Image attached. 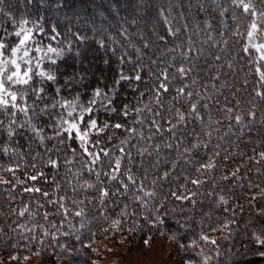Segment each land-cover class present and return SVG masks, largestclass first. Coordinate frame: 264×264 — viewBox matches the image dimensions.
Listing matches in <instances>:
<instances>
[{
  "label": "snow or ice",
  "instance_id": "6c2138e0",
  "mask_svg": "<svg viewBox=\"0 0 264 264\" xmlns=\"http://www.w3.org/2000/svg\"><path fill=\"white\" fill-rule=\"evenodd\" d=\"M206 3L207 0H200L195 5L197 13L207 11ZM213 3L220 17L229 11L218 0H213ZM188 4L186 8L185 0H81L74 6L73 0H24V9H31L28 16L35 19H22L12 32L0 29V135H6L13 144L27 138L44 149V154L36 152L31 156L32 163L27 166L31 171L25 169L21 179L18 173L22 165L17 160H24V154L10 148L7 143L0 147V154L12 161L7 166L0 163V171L11 176V180H0V185H10L9 191L22 186V192L33 194V200L36 199L35 194H39L55 210L54 214L63 218L59 227L52 224L55 232L45 229L39 236L34 234L35 228L18 225L21 230L33 233L22 237L26 241L27 252L44 259L53 254L50 249L56 246L64 248L59 244L57 233L68 235L61 233V229L69 216L80 217V227H85V212L80 207L85 201L75 198L79 191H98L102 207H107V202H118L112 197L131 194L147 213L144 220L151 230L163 226L169 212H175L177 207L181 212L186 204L196 208L199 201L195 197L201 194L200 189L207 182L197 177L214 178L239 159L252 162L260 174L264 150L257 152L253 148L250 153L231 150L234 146L239 149L245 143L243 137L246 131L251 132L249 125L255 121L256 112L249 110L242 115L233 107L226 106L227 97L223 102L219 99L223 95L221 89L226 85L219 82L220 68L236 46L239 48V60L245 61L250 68L254 67L258 74L259 88L254 95L264 101V0H231L233 26L228 27L222 19L220 24L225 30L214 36L213 24L204 21L200 31L205 39L199 47L191 36L179 44L174 43L181 40L186 31L192 30L186 15L191 11V0ZM12 7L10 3L0 4V16L5 15V9L10 13ZM15 7L19 8V0ZM236 9L242 10L240 15ZM9 19L16 23L11 16ZM161 29L163 33L153 40L152 35ZM144 33H147L146 37ZM157 40L165 46L169 42L174 43V47L168 49L171 59L168 56L159 60L145 59V50L157 46ZM91 44L107 55V59L101 58L102 65H119L110 84L104 81L103 73L95 85L89 78L95 74L87 70L84 54ZM128 49L136 54L135 59ZM238 62L229 60L227 63V69L237 76L244 71L243 65L237 68ZM145 68L150 74L148 80L143 76ZM122 85L131 90L135 102L129 101L125 95L123 100L127 102L120 103L118 107ZM141 85L145 90H141ZM242 87H248L247 79ZM214 111L222 113L224 118L213 122ZM101 113L105 116L103 120L100 119ZM114 116L122 117V120L111 122L110 118ZM225 122L227 131L213 144V132L219 134ZM206 128L212 130L205 131ZM189 137L191 141L185 144ZM113 140L117 143L112 144ZM47 141H55V144L48 147ZM162 148L178 152L184 165L194 169V174L184 176V183L169 187L167 192L163 191V183H173L171 173L165 170L149 181L151 173L145 167V158L153 157L156 159L152 167H159ZM200 150H204V157H200ZM54 154H62L65 165L78 163L79 170L73 173L68 168L65 177L59 181L55 174L49 177L43 169L60 168V161L53 158ZM175 168L173 163L172 169ZM240 170L237 166L220 179L239 183L240 187L248 181L249 189L256 187L249 176L237 175ZM86 177L93 178V182ZM41 183L55 185L51 192L54 199H48L50 193L38 186ZM188 183L192 185L191 189ZM61 192L65 194L60 195ZM214 194L206 193L208 196ZM250 201L255 203L257 197L251 196ZM69 202L72 209L67 206ZM169 203L174 204L171 209ZM218 204L228 205V200L220 195ZM29 207L24 206L18 215L24 217L29 213ZM38 207L43 208L45 204L40 203ZM223 211L234 210L225 207ZM48 217L49 213L45 211L43 219L48 220ZM191 219L187 217L183 223H177L181 228H188L191 227ZM233 223L221 224L219 217L211 215L200 221L197 225L198 240L191 241L189 247H200L201 243L205 246L198 253L203 258L202 264H210L213 259V255L206 254V249L216 257L225 255L221 241H232ZM111 226L120 231L121 220H112ZM138 227L134 221L127 231L134 233ZM110 230L104 228L101 234ZM216 232L223 235L218 239L212 238L210 234ZM91 236L94 238L97 233L92 232ZM76 239L84 248H91V243L84 244L79 235ZM151 239H145L144 245L147 246ZM171 239L175 241L176 236L173 234ZM250 239L255 247L243 255L236 253L233 264H251L253 259L264 264V235L253 233ZM178 247L185 248V245L180 243ZM9 257L12 260L30 258L13 253H9Z\"/></svg>",
  "mask_w": 264,
  "mask_h": 264
},
{
  "label": "trees",
  "instance_id": "16d2710c",
  "mask_svg": "<svg viewBox=\"0 0 264 264\" xmlns=\"http://www.w3.org/2000/svg\"><path fill=\"white\" fill-rule=\"evenodd\" d=\"M200 0H191V11L186 13L189 16L188 23L190 25L191 31H186L184 36L181 37V40L175 41V44H179L182 41L186 40L187 37L191 36L194 43L197 47L200 46L201 42L205 39L203 33L200 31L204 27V21H210L215 28L213 35L224 31L223 25L220 24V21L223 19L228 27H232L234 20L232 17V7L231 0H218V2L224 8H228L229 11L225 14L224 17H220L219 10L216 8V5L213 3V0H207L206 3V12L197 13L195 5L199 3ZM10 3L13 5L11 12H8V9H5V15L0 16V29H6L8 32L16 30L19 22L22 19L34 20L35 17L28 16V12L31 9H24V0H19V8L15 7L17 0H0V4ZM189 6L188 0H185V7ZM259 7V4L257 5ZM242 12L241 9H236L237 15H240ZM11 16L16 23H13ZM183 23V21H181ZM30 26V25H29ZM193 32L196 34L193 35ZM163 30H159L157 33L152 35V39L156 40L157 35L162 34ZM145 37L147 33L143 34ZM171 41V38H169ZM157 46H151L149 49H146L147 56L145 59H157L159 60L163 56H168L171 59V54L168 49L174 47V43L169 42L167 46L163 43L156 41ZM139 47L140 44L137 43ZM186 47V45H185ZM90 50L95 52L91 54ZM129 53L132 55V58L135 59L136 54L132 52L131 49H128ZM211 51V50H209ZM239 48L233 46L230 51L229 57L225 60L224 64L220 68L221 80L220 84L226 85V87L221 89L223 95L219 96V99L223 102L224 98L227 97L228 103L226 106L233 107L234 110L242 115H246L249 110H254L256 112V119L253 123L249 125L251 132L246 131L245 136L243 137L245 143H242L239 149H236L235 146L231 149L232 151H244L247 153L251 152V149L255 148L257 152L264 150V101H261L259 98L255 97L254 93L259 88V77L255 73L254 67L250 68L245 64V61L239 60ZM177 52V56H178ZM107 59L102 49H96L94 44L89 45L88 50L84 54V60L86 61V68L89 71L91 67L94 69L100 67L99 71L92 69L89 71L95 75L90 76V80L93 85L96 84L97 78L103 73V79L107 83H111L115 75V69L119 65L113 63L111 66H105L100 63L101 58ZM115 60V58H113ZM229 60L239 61L237 63V68L244 66V71L239 72L237 76L235 73L230 72L227 69V63ZM95 61H98L99 64L96 65ZM202 63V61H201ZM96 65V66H95ZM154 67V65H149ZM163 65H161L162 67ZM125 65V69H127ZM144 79L148 80L150 74L145 68ZM247 79L248 87L245 89L242 87L244 80ZM239 89V91H236ZM141 90H145L143 85H141ZM235 93V95H233ZM120 98L118 99L117 106L122 102H127L123 100V96H127L129 101L135 102L133 100V94L130 89L127 88V85H122L120 87ZM86 100L87 97H84ZM145 103L147 102V97L145 98ZM105 118L104 114L101 113L100 119ZM213 122L216 119H223V114L218 112L212 113ZM131 119V118H129ZM111 122H116L117 120H122V117L114 116L110 118ZM47 122L46 120L44 121ZM213 126L215 124L213 123ZM211 128H206L205 131H211ZM118 135H120L119 130ZM196 131L199 132V127L196 128ZM227 131V123H224V126L220 128L219 134L213 132L212 141L213 144L216 143L220 135H223ZM49 134H51L49 130ZM120 138H123V135H120ZM206 140L207 137L205 136ZM235 140V137H232ZM251 141L248 143V141ZM191 137L185 140V144H189ZM8 144L10 148H15L19 153H23L25 156L24 160H17L22 167L21 171L18 173L21 179H23V172L25 169L31 171L27 166L32 163L31 156L35 155L36 152L44 154L43 147H38L35 142H29L27 138L19 139L18 144H13L7 140L6 135H0V147L4 144ZM47 146L52 147L55 144V141H47ZM117 141L113 140L112 144H116ZM75 147L76 145L73 144ZM111 147V145H109ZM61 149V153H63ZM182 151V149H181ZM226 153H222L224 155ZM68 158L71 159V153H67ZM79 155V153H78ZM200 157H204V150H200ZM54 159H59L60 168L58 170L52 168L43 169L45 173L51 177L53 174L56 175L57 180H62L67 172L68 168L72 169V172L75 173L79 170V164L74 163L70 165H65L63 163L64 156L60 154L59 156L54 154ZM187 158V157H185ZM259 157H257L258 159ZM47 156L45 155V160ZM155 157L149 159L145 158V167L149 169L151 175L149 176V181L155 177L156 174L162 173L167 170L171 173L170 179L173 181L171 185L167 181L163 183V191L167 192L169 187L175 188L177 184L184 183V176L189 173L194 174V169L184 165L183 160L180 159V155L176 151H168L162 148V155L160 157V164L158 168H153L152 164L155 163ZM219 160L220 158H216ZM10 162L8 156L0 154V163H3L7 166ZM176 164V168L172 169V164ZM231 163V161L229 162ZM237 166H240L241 170L238 173L246 174L244 176H249L251 183L256 186L252 189L247 187L248 181L244 182V187H240L239 183L233 184L228 181H223L220 179L222 175L229 174L230 171L235 170ZM256 165L246 159H239L232 164L231 168L224 169L223 172L217 173L215 177L203 176L197 177L207 182L202 185L200 189V195L195 197L199 202L195 209H192L191 205L186 204L184 211L181 212L179 207L175 212H169L168 217L166 218L165 224L160 226L159 229H151L147 221L144 220V216L147 215L144 208H142L138 202L129 194L124 197H112V200H117V203L107 202V207H102L99 203V193L96 190H88L87 192L79 191L78 195L75 197L77 200H84L85 203L80 205L84 208L85 218L83 220L85 227L81 228V218L69 216L66 221H63V228L61 233H68V235H62L57 233L59 237V244L64 245V248L59 246L50 249L55 260L63 259L67 262L76 263V264H87L89 261H92L95 258V242L101 238H110L113 239L118 235H124L130 237V239H136L137 242H141L147 237L155 235H165L171 237L173 234L176 236V248L179 251L180 255L187 262L191 264H202L203 258L198 253L200 248L205 247L202 243L200 247H189L191 241L198 240V224L202 219H205L207 215H211L213 218L219 217L221 224L227 221H234L232 228L234 229V235L232 241H221V249L225 252V255L216 257L213 253L208 252L206 254L213 255V259L210 261V264H233V256L236 253L243 255L246 251L252 250L255 245L254 241L250 238L253 233L258 235H264V194L262 196H256L258 194V189L264 186V162H262L261 172L257 174ZM72 179L71 176L68 177ZM89 182H93V178L86 177ZM9 179L11 176L8 173L0 171V180ZM14 182V181H13ZM75 183V181H73ZM83 183V180L80 181ZM215 185V187H214ZM38 186L42 187L44 190L49 191L50 196L48 199H54L55 197L51 196V192L55 185L53 184H39ZM107 186V185H106ZM188 187L191 189L192 185L188 183ZM10 185H0V249L12 250L14 254L25 255L27 251L25 250L26 241L22 239L23 236L31 235L33 233H28L18 228V225L23 224L26 228H35L34 234L41 235L43 230H48L55 232L56 229L52 227V224L55 223L58 227L63 220L62 216L55 215L54 209L51 205L46 204V199L41 197L39 194H35L36 199H31L33 194L23 193L22 186H17L15 190L9 191ZM223 189V191H221ZM214 192L213 196H208L206 193ZM64 192H61L60 195H64ZM67 194L71 197V192L68 191ZM223 195L226 200H228V205L218 204V197ZM251 196H256L257 201L255 203L250 201ZM11 197V198H10ZM88 201H92L88 203ZM44 203L45 207L39 208L38 204ZM251 204V206H250ZM29 207V213H26L24 217L18 215L19 210L24 206ZM127 205V208H125ZM70 209L73 208L72 204L69 202L67 205ZM174 206L173 203H169L168 207L171 209ZM229 207L234 211L224 212L223 209ZM78 210V209H73ZM49 213L48 220L43 219L44 212ZM124 212V215L121 213ZM104 216L107 218L104 219ZM191 217V227L181 228L180 223L184 222V218ZM114 219L121 220V229L116 231L112 229L111 221ZM139 227L134 233H129L127 229L133 226V222ZM104 228L111 229L106 234H101ZM16 229V231H13ZM96 232L97 236L92 237L91 233ZM79 235L84 244L91 243V248H84L80 241L76 239V236ZM212 238H219L223 233L216 232L210 234ZM135 241V240H134ZM184 244L185 248H179L178 244ZM239 259V257H236ZM251 264H262V262L253 259Z\"/></svg>",
  "mask_w": 264,
  "mask_h": 264
},
{
  "label": "rangeland",
  "instance_id": "374dc122",
  "mask_svg": "<svg viewBox=\"0 0 264 264\" xmlns=\"http://www.w3.org/2000/svg\"><path fill=\"white\" fill-rule=\"evenodd\" d=\"M80 2L81 0H73V5L75 6ZM90 51L91 54L95 52L94 50ZM95 63L96 65L99 64L98 61H95ZM92 69L94 67H91L89 71H93ZM99 69L100 67L94 70L96 72ZM237 175L244 176L246 174L243 172L241 174L237 173ZM263 194L264 186L258 189L256 196H262ZM151 237L152 239L147 246L144 245L143 241L149 237L141 242L124 235H118L113 239H98L94 248L95 258L87 264H188L180 255L176 248L177 245L171 237L161 234ZM9 253H13V251L0 249V264H76L63 259L55 260L53 256L41 259L29 252L25 253L30 257L28 260H12Z\"/></svg>",
  "mask_w": 264,
  "mask_h": 264
}]
</instances>
